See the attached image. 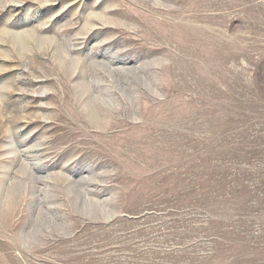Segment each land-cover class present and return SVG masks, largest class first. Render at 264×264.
Wrapping results in <instances>:
<instances>
[{
    "label": "rangeland",
    "instance_id": "obj_1",
    "mask_svg": "<svg viewBox=\"0 0 264 264\" xmlns=\"http://www.w3.org/2000/svg\"><path fill=\"white\" fill-rule=\"evenodd\" d=\"M0 264H264V0H0Z\"/></svg>",
    "mask_w": 264,
    "mask_h": 264
}]
</instances>
